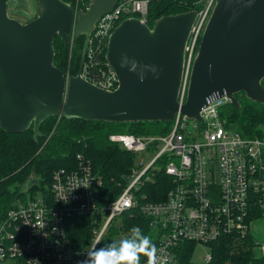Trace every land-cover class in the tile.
Wrapping results in <instances>:
<instances>
[{
    "label": "built area",
    "instance_id": "1",
    "mask_svg": "<svg viewBox=\"0 0 264 264\" xmlns=\"http://www.w3.org/2000/svg\"><path fill=\"white\" fill-rule=\"evenodd\" d=\"M150 1L117 0L95 23L88 58L106 47L120 20L134 16L146 23ZM212 4L213 0H206L190 28L177 94L179 106L185 99L191 60ZM89 64L90 59L83 64L82 73L86 74ZM96 71V79L89 82L105 90L116 87V76L106 61ZM226 102L225 97L209 102L200 109L199 120L177 110L164 134H109L108 140L119 148L147 152L151 158L144 165L140 162L130 167L123 174L121 191L105 204L96 197L99 177L90 162L77 153L72 169L52 171L48 195L27 196L9 211L0 225V261L78 264L87 259L88 251L97 247L109 227H116L119 215L130 209L150 217L158 230L157 264H183L177 262L174 247L186 242L205 248L202 259L209 261V243L221 236L244 235L255 207L264 216V137H242L226 127L218 113ZM160 171L170 181L165 194L147 200L140 189ZM73 214L87 217L90 237L85 248L73 247L66 236L65 221ZM141 264H148V259Z\"/></svg>",
    "mask_w": 264,
    "mask_h": 264
},
{
    "label": "water",
    "instance_id": "2",
    "mask_svg": "<svg viewBox=\"0 0 264 264\" xmlns=\"http://www.w3.org/2000/svg\"><path fill=\"white\" fill-rule=\"evenodd\" d=\"M36 14L21 23L0 0V128L17 133L52 115L101 122L170 120L174 113L199 120L209 102L242 92L264 105V0H213L191 60L184 102L177 94L185 45L195 10L162 15L151 26L131 16L108 36L104 60L116 76L113 90L82 76L84 57L97 20L117 0H88L74 17L62 0H36ZM83 36L75 75L53 64V39L67 44L71 30Z\"/></svg>",
    "mask_w": 264,
    "mask_h": 264
},
{
    "label": "trees",
    "instance_id": "3",
    "mask_svg": "<svg viewBox=\"0 0 264 264\" xmlns=\"http://www.w3.org/2000/svg\"><path fill=\"white\" fill-rule=\"evenodd\" d=\"M62 1L72 4L73 0ZM205 2L206 0H151L147 7L146 24L151 26L152 22L162 15L188 10L199 11ZM82 41L83 36L75 37V44L68 59L67 44L64 45L57 36L54 37L53 64L62 73L69 61V74L75 75ZM105 48L100 53L94 52L89 58L86 52L84 63L90 59V66L87 67L85 74L88 81L96 79V68L104 64ZM260 83L264 88V77ZM234 96L239 107L226 102L218 112L225 126L242 137H264V105L247 99L242 92ZM169 125V120L101 122L65 119L60 116L57 118L56 115H52L40 123V136L36 141L32 139L31 127L17 133H9L0 128V225L7 220L9 211L17 202L25 201L27 196L32 197L38 192L43 194L44 188L49 185L52 171L59 168L72 169L77 153L90 162L92 171L98 175L101 185L96 197L100 204H105L121 191L124 185L123 174L129 170L133 154L110 142L108 135L118 133L117 131L134 135H158L166 133ZM33 174L37 176L38 183H32L24 191L22 188L25 181ZM169 182L160 171L153 176L151 183L140 190L146 193L147 200H157L163 197ZM259 216L256 207L251 210L250 220ZM119 218L118 230L122 235L112 237L115 231L109 227L96 248L104 247L113 241L119 247L121 239L138 241L144 235L156 245L158 230L150 217L136 209H130L122 212ZM65 223L66 236L71 245L75 248H85L90 237L87 217L83 214H73ZM134 226L141 230L140 237L130 231ZM255 243L248 231L242 236L238 234L221 236L209 243L210 259L202 263L190 260L195 247L193 243L177 244L174 252L177 262L183 264H264V256L253 255ZM147 259L146 255L141 254L140 264Z\"/></svg>",
    "mask_w": 264,
    "mask_h": 264
},
{
    "label": "rangeland",
    "instance_id": "4",
    "mask_svg": "<svg viewBox=\"0 0 264 264\" xmlns=\"http://www.w3.org/2000/svg\"><path fill=\"white\" fill-rule=\"evenodd\" d=\"M87 2H88V0H73L72 4H69V5L72 7V9H74V13H77L79 11V9L84 10L86 8ZM6 3H7V14H8V16L13 18V19L18 20L21 23H24V22L32 19L33 17H35L36 7H37L36 0H6ZM75 16H76V14H75ZM74 42H75V36H74V30L72 29L70 34H69V38H68V42H67V57H68V59H69V54H70V52L73 49V46L75 44ZM82 43H83V41L80 43L81 47H82ZM80 52H81V50H80ZM86 52H87V50H86ZM84 60H85V57H84ZM68 65H69V61H67V64H66L65 69H64V74L66 75V77L70 76ZM84 74L85 73L83 72L82 73L83 77H84ZM57 118H59V116H57ZM117 132L121 133L120 131H117ZM150 158H151V154H149L147 152L133 153L132 154V163H131L130 167H137L140 162L144 165L146 162H148L150 160ZM37 180L38 179H37V176L35 174L31 175L29 177V179L25 181V184L23 185L22 189L25 191L26 187L30 186L32 183H34V182L38 183ZM159 184H161V182ZM43 193L45 195H48V193H49L48 187L44 188ZM119 221H120V218L117 221L116 227H112V229L115 231V233L112 237H115V235H117V236L122 235L121 232L118 230ZM204 252H206L205 248H203L202 246L196 245L191 252L190 260L194 263H202L203 262L202 256H203ZM0 264H11V262L9 260H4V261H0Z\"/></svg>",
    "mask_w": 264,
    "mask_h": 264
},
{
    "label": "clouds",
    "instance_id": "5",
    "mask_svg": "<svg viewBox=\"0 0 264 264\" xmlns=\"http://www.w3.org/2000/svg\"><path fill=\"white\" fill-rule=\"evenodd\" d=\"M130 231L140 237L138 227L134 226ZM156 253V245L144 235L138 241L121 239L119 247L113 241L104 247L92 248L87 253V259L78 261V264H140L141 254L148 257V264H157Z\"/></svg>",
    "mask_w": 264,
    "mask_h": 264
},
{
    "label": "crops",
    "instance_id": "6",
    "mask_svg": "<svg viewBox=\"0 0 264 264\" xmlns=\"http://www.w3.org/2000/svg\"><path fill=\"white\" fill-rule=\"evenodd\" d=\"M248 232L256 242L253 247V255L264 256V216L251 219L248 223Z\"/></svg>",
    "mask_w": 264,
    "mask_h": 264
},
{
    "label": "flooded vegetation",
    "instance_id": "7",
    "mask_svg": "<svg viewBox=\"0 0 264 264\" xmlns=\"http://www.w3.org/2000/svg\"><path fill=\"white\" fill-rule=\"evenodd\" d=\"M6 5H7V3H6Z\"/></svg>",
    "mask_w": 264,
    "mask_h": 264
}]
</instances>
